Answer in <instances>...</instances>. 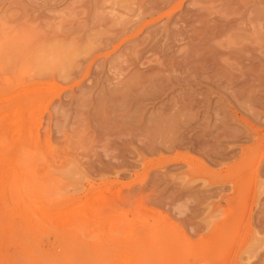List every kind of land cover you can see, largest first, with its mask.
Wrapping results in <instances>:
<instances>
[{"label": "rangeland", "instance_id": "374dc122", "mask_svg": "<svg viewBox=\"0 0 264 264\" xmlns=\"http://www.w3.org/2000/svg\"><path fill=\"white\" fill-rule=\"evenodd\" d=\"M0 264H264V0H0Z\"/></svg>", "mask_w": 264, "mask_h": 264}, {"label": "bare ground", "instance_id": "6f19581e", "mask_svg": "<svg viewBox=\"0 0 264 264\" xmlns=\"http://www.w3.org/2000/svg\"><path fill=\"white\" fill-rule=\"evenodd\" d=\"M118 2H119V1H118ZM181 3H182V2H181ZM211 3H212V2H211ZM233 3H234V2H233ZM179 5H180V4H179ZM230 5H231V3H230ZM170 6H171V5H170ZM180 8H181V7H180ZM179 10H180V9H179ZM175 12H176V11H175ZM143 13H144V11H143ZM145 13H147V12H145ZM185 13H186V12H185ZM111 15H112V14H111ZM136 15H137V14H136ZM138 15H139V14H138ZM144 15H145V14H144ZM144 15H143V16H144ZM173 15H174V14H173ZM193 15L196 16V14H193ZM145 16H146V15H145ZM145 16H144V17H145ZM147 16H149V15H147ZM167 16H169V15L167 14ZM167 16H164V17H166V19H167ZM201 16H202V15H201ZM132 17H133V16H132ZM170 17H171V16H170ZM116 18H117V17H116ZM138 18H139V19H138V22H139V20H140V16H139ZM142 18H143V17H142ZM190 18H191V17H190ZM193 19H194V18H193ZM115 20H116V19H115ZM145 20H147V19H145ZM145 20L143 19V21H145ZM155 20H156V19H155ZM116 21H117V20H116ZM116 21H114V22H116ZM133 21H134V20H133ZM143 21H142V22H143ZM190 21H191V20H190ZM192 21H193V20H192ZM222 21H223V20H222ZM135 23H136V20H135ZM186 23H187V22H186ZM206 23H207V21H206ZM137 24H138V26H139V23H137ZM137 24H135V25H137ZM209 24H210V23H209ZM147 25H148V24H147ZM186 25H187V24H186ZM198 25H199V24H198ZM140 26H141V24H140ZM191 26H193V25H191ZM135 27H136V26H135ZM181 27H182V26H181ZM186 27H187V26H186ZM128 28H129V27H128ZM134 29H135V28H134ZM190 29H191V27H190ZM201 29H202V28H201ZM213 29H214V28H213ZM132 30H133V29H132ZM180 30H181V29H180ZM182 31H183V30H182ZM228 31H229V30H228ZM110 32H111V31H110ZM112 32H114V31H112ZM112 32H111V34H112ZM123 32H124V31H123ZM186 32H188V31H186ZM212 32H213V31H212ZM135 33H136V31H135ZM116 34H117V33H116ZM118 34H119V33H118ZM123 34H124V33H123ZM137 34H138V32H137ZM179 34H180V33H179ZM114 35H115V34H114ZM117 36H118V35H117ZM119 36H120V35H119ZM148 36H152V35H151V34H148ZM121 37H122V36H121ZM179 37H180V36H179ZM192 37H193V36H192ZM219 37H220V36H219ZM230 37H231V36H230ZM230 37H229V38H230ZM115 38H116V36H115ZM122 38H123V37H122ZM180 38H181V37H180ZM231 38H232V37H231ZM110 39H111V38H110ZM110 39H109V42H110ZM191 39H192V38H191ZM191 39H190V40H191ZM213 39H214V38H213ZM111 40H112V39H111ZM117 40H118V39H117ZM146 40H147V38H146ZM146 40H145V42H146ZM193 40H195V39H193ZM198 40H200V39H198ZM198 40H197V41H198ZM203 40H204V39H203ZM119 41H120V40H119ZM107 42H108V41H107ZM114 42H115V40H114ZM230 42H231V41H230ZM254 42H255V41H254ZM227 43H228V41H227ZM231 43H232L231 46L235 45V44H233V42H231ZM138 44H139V43H138ZM147 44H148V42H147ZM196 44H197V42H196ZM206 44H208V43H206ZM221 44H223V43H221ZM225 44H226V42H225ZM225 44H224V45H225ZM96 45H97V44H96ZM197 45H198V44H197ZM199 45H200V44H199ZM217 45H218V44H217ZM227 45H228V44H227ZM229 45H230V44H229ZM143 46H144V45H143ZM190 46H191V44H190ZM217 47H218V46H217ZM226 47H227V46H226ZM226 47H225V49H226ZM233 47H234V46H233ZM236 47H237V46H236ZM133 48H134V47H133ZM145 48H146V47H145ZM227 48H230V47H227ZM231 48H232V47H231ZM240 48H242V47H240ZM113 49H114V47H113ZM195 49H198V46H197V48L195 47ZM58 50H60V49L58 48ZM229 50H230V49H229ZM229 50L227 49V51H229ZM234 50H235V47H234ZM240 50H241V49H240ZM196 51H197V50H196ZM201 51H202V50H201ZM73 52H74V51H73ZM205 52H206V51H205ZM180 53H181V52H180ZM197 53H199V52H197ZM200 53H202V52H200ZM203 53H204V52H203ZM207 53H208V52H207ZM75 54H76V53H75ZM131 54H132V53H131ZM190 54H191V53H190ZM195 55H196V53H195ZM200 55H201V54H200ZM81 56H82V55H81ZM233 56H234V55H233ZM63 57H64V56H63ZM128 57H129V56H128ZM192 57H193V56H192ZM203 57H204V56H203ZM256 57H257V56H256ZM130 58H131V57H130ZM130 58H129V59H130ZM188 58H189V57H188ZM127 59H128V58H127ZM206 59H207V58H206ZM223 59H224V58H223ZM62 60H63V59H62ZM207 60H208V59H207ZM217 60H218V59H217ZM68 61H69V60H68ZM210 61H211V60H209V62H210ZM177 62H178V61H177ZM205 62L208 63V61H206V60H205ZM231 62H232V61H231ZM62 63H63V62H62ZM159 63H160V62H159ZM159 63H158V66H159ZM162 63H163V62H162ZM165 63H166V62H165ZM165 63H164V64H165ZM214 64H215V63H214ZM225 64H226V63H225ZM165 65H166V64H165ZM217 65H218V64H217ZM64 66H65V65H64ZM129 66L131 67L132 65H129ZM179 66H180V65H179ZM202 66H203V65H202ZM130 67H129V68H130ZM132 67H133V66H132ZM151 67H152V66H151ZM155 67H156V66H155ZM155 67H154V71L156 70ZM206 67H207V66H206ZM133 68H134V67H133ZM160 68H162V65H161ZM69 69H71V68H69ZM151 69H152V71H153V68H150V70H151ZM165 69H166V68H165ZM192 69H193V68H192ZM66 70H67V67H66ZM163 70H164V69H163ZM187 70H188V69H187ZM147 71H148V70H147ZM165 71H167V69H166ZM172 72H173V70H172ZM183 72H184V71H183ZM192 72H193V71H192ZM131 73H132V71H131ZM135 73H136V72H135ZM154 73H155V72H154ZM154 73H153V75H156V74H154ZM157 73H158V72H157ZM159 73H160V72H159ZM161 73H162V72H161ZM161 73H160V74H161ZM163 73H164V72H163ZM123 74H124V73H123ZM123 74H122V75H123ZM133 74H134V73H133ZM170 75H171V73H170ZM170 75H169V76H170ZM178 75H179V74H178ZM124 76H125V75H124ZM124 76H123V77H124ZM156 76H157V75H156ZM187 76H188V75H187ZM61 77H63V76L61 75ZM136 77H137V76H136ZM147 77H148V75H147ZM157 77H158V76H157ZM157 77H156V78H157ZM163 77H164V76H163ZM163 77H162V78H163ZM129 78H131V77H129ZM129 78H128V79H129ZM134 78H135V77H134ZM149 78H150V77H149ZM122 79H123V78H122ZM128 79H127V80H128ZM125 80H126V79H125ZM174 80H175V79H174ZM110 81H111V80H110ZM128 81H129V80H128ZM130 81H131V80H130ZM133 81H134V80H133ZM166 81L168 82L167 79L165 80V82H166ZM119 82H120V81H119ZM124 82H125V81H124ZM126 82H127V81H126ZM126 82H125V85H127ZM154 82H155V81H154ZM161 82H162V80H161ZM161 82H160V83H161ZM167 82H166V83H167ZM114 83H115V82H114ZM140 83H143V81H142V82L140 81ZM145 83L147 84L146 81H145ZM163 83H164V82H163ZM168 83H169V82H168ZM169 84H170V83H169ZM120 85H122V83H121ZM123 85H124V84H123ZM133 85H134V84H133ZM150 85H151V84H150ZM155 85H157L156 82H155ZM163 85H164V84H163ZM165 85H166V84H165ZM170 85L172 86L173 84H170ZM244 85H245V84H244ZM107 86H108V85H107ZM116 86H117V85H116ZM122 87H123V86H122ZM156 87H157V86H156ZM156 87H154V88H156ZM167 87H168V86L166 85V88H167ZM106 88H107V87H106ZM108 88H109V87H108ZM127 88H129V86H128ZM127 88H126V89H127ZM130 88H131V87H130ZM148 88H149V87H148ZM150 88H151V86H150ZM157 88H158V87H157ZM90 89H91V88H90ZM160 89H162V88H160ZM147 90H148V89H147ZM154 90H155V89H154ZM114 91H116V88H113V94H114ZM149 91H150V90H148V92H149ZM151 91H152V90H151ZM156 91H157V90H156ZM156 91H155V92H156ZM262 91H263V90H262ZM107 92L109 93V90H108ZM111 92H112V91H110V93H111ZM116 92H117V91H116ZM118 92H119V90H118ZM118 92H117V93H118ZM141 92H142V91H141ZM143 92H144V91H143ZM148 92H147V93H148ZM155 92H154V93H155ZM110 93L107 94V95H109V96H107V98H110ZM159 93H160V92H159ZM143 95H144V93H143ZM88 96H89V95H88ZM103 96H104V95H103ZM126 96H127V95H126ZM136 96H137V95H136ZM118 97H119V96H118ZM102 98H103V97H102ZM103 99H104V98H103ZM120 99H123V98H120ZM97 100H98V99H97ZM100 100L102 101V99H100ZM117 100H118V99H117ZM95 101H96V100H95ZM101 101H99L98 103L100 104ZM108 101H110V100H105L104 102H105V103H106V102L108 103ZM116 102H117V101H116ZM101 103H103V102H101ZM105 103H104V106H105ZM109 103H110V102H109ZM117 103H118V102H117ZM110 104H111V103H110ZM135 105H136V104H135ZM109 106H111V105H109ZM126 106H127V105H126ZM100 107L102 108L103 105L100 106ZM119 107H120V106H119ZM121 107H122V106H121ZM132 107H133V106H132ZM135 107H136V106H135ZM106 108H107V107H106ZM107 109H108V108H107ZM104 110H105V109H104ZM101 111H102V110H101ZM105 111H106V110H105ZM122 111H123V110H122ZM130 111H131V110H130ZM128 112H129V111H128ZM169 113H170V112H169ZM121 114H122V113H121ZM127 114H128V113H127ZM129 114H131V113L129 112ZM98 115H99V114H98ZM100 115H101V114H100ZM122 115H123V114H122ZM155 118H156V117H155ZM100 119H101V118H100ZM109 119H111V118H109ZM109 119H108V120H109ZM121 119H122V118H121ZM125 119H127V118H125ZM128 119H129V118H128ZM123 120H124V119H123ZM94 121H95V120H94ZM102 121H103V120H102ZM112 121H113V120H112ZM120 121H121V120H120ZM127 121H128V120H127ZM118 122H119V121H118ZM121 122H122V121H121ZM132 122H133V120H132ZM154 122H155V121H154ZM116 124H117V123H116ZM127 124H128V123H127ZM129 124H130V123H129ZM133 124H134V123H133ZM133 124H132V125H133ZM102 125H103V124H102ZM115 127H117V126H115ZM97 130H98V129H97ZM106 133H107V132H106ZM119 133H120V132H119ZM261 210H262V209H261ZM259 213H260V212H259Z\"/></svg>", "mask_w": 264, "mask_h": 264}]
</instances>
